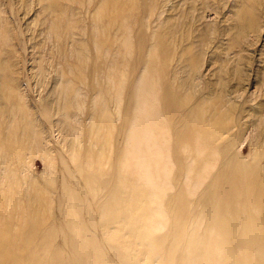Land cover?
<instances>
[{"label":"rangeland","instance_id":"1","mask_svg":"<svg viewBox=\"0 0 264 264\" xmlns=\"http://www.w3.org/2000/svg\"><path fill=\"white\" fill-rule=\"evenodd\" d=\"M220 205L264 236V0H0V264H227Z\"/></svg>","mask_w":264,"mask_h":264},{"label":"bare ground","instance_id":"2","mask_svg":"<svg viewBox=\"0 0 264 264\" xmlns=\"http://www.w3.org/2000/svg\"><path fill=\"white\" fill-rule=\"evenodd\" d=\"M114 5H115V2H114ZM115 7V6H114ZM113 7V8H114ZM116 11H117V8H116ZM116 14H117V12H116ZM129 44V43H128ZM130 46V45H129ZM130 48V47H129ZM144 80V79H143ZM142 80V81H143ZM149 81V80H148ZM120 83V82H119ZM138 84H140V83H138ZM137 84V85H138ZM142 84V83H141ZM145 84V83H144ZM123 86V85H122ZM140 86V85H139ZM117 87H119V86H117ZM139 88H141V87H139ZM118 89V88H117ZM138 89V88H137ZM146 89V88H145ZM136 92V91H135ZM138 93V92H137ZM167 94H169L168 92H166ZM165 93V94H166ZM145 94H147V96H148V90H147V93H145ZM155 95H157V94H155V92L153 93V96H155ZM142 96H143V94H142ZM146 96V97H147ZM166 95H164V97H165ZM156 97V96H155ZM167 97V96H166ZM170 97H171V95H170ZM153 99V98H152ZM167 98H165L164 100H163V103H165L164 105L166 106V108L168 107L169 108V105L167 106V103H169L170 102V100H166ZM169 99H171V98H169ZM150 101V100H149ZM158 100H156V101H154V102H157ZM165 101V102H164ZM167 101V102H166ZM169 101V102H168ZM145 102V101H144ZM140 103H142V102H140ZM162 103V104H163ZM153 104V103H152ZM170 104V103H169ZM144 105V104H143ZM147 105V104H146ZM155 105V104H154ZM141 106H142V104H141ZM151 106V105H150ZM156 106H158V104H156L155 105V107ZM163 106V105H162ZM165 106H163L164 108L163 109H165ZM154 107V108H155ZM146 108V107H145ZM144 108V109H145ZM148 108V107H147ZM152 108H153V106H152ZM156 109H158V108H156ZM163 109H162V111H163ZM168 110H170V108L168 109ZM139 111V110H138ZM141 111V110H140ZM139 111V112H140ZM144 111V110H143ZM152 111V110H151ZM150 111V112H151ZM165 111H167L166 109H165ZM171 111V110H170ZM142 112V111H141ZM154 112H155V110H154ZM158 112V111H157ZM143 113V112H142ZM147 113H149L148 111H147ZM159 113V112H158ZM144 114V113H143ZM145 114H146V110H145ZM152 114H155V113H152ZM199 114V113H198ZM138 115H139V113H138ZM149 115V114H148ZM158 115V114H157ZM165 115H166V112H165ZM147 116V115H146ZM152 116V115H151ZM164 116V115H163ZM163 116H161V117H163ZM168 116V115H167ZM148 117V116H147ZM146 117V118H147ZM150 117V116H149ZM148 117V119H150ZM159 117H160V114H159ZM197 117V116H196ZM153 119V118H152ZM156 119V118H155ZM226 119V118H225ZM136 121H138V120H135L134 121V123L136 122ZM150 120H147V123L149 122ZM156 121H158V118H157V120ZM151 122H154V119L151 121ZM225 122H226V120H225ZM142 123H144L143 121L141 122V124ZM155 123V122H154ZM160 123V122H159ZM192 123V122H191ZM218 123V122H217ZM221 123V122H220ZM139 123L137 122V124H135V125H133V126H136V125H138ZM149 124V123H148ZM201 124V123H200ZM203 124V123H202ZM226 124V123H225ZM151 125H154V124H151ZM155 125H157V123H155ZM159 125V124H158ZM220 125V124H219ZM228 125V124H227ZM144 126H146V125H144ZM143 126V127H144ZM148 126V125H147ZM150 126V125H149ZM164 127H165V125H163ZM198 126V125H197ZM200 126V125H199ZM220 126H222V125H220ZM224 126V125H223ZM153 127V126H152ZM159 127V126H158ZM157 126H156V131H157V128H158ZM161 127H162V125H161ZM163 127V128H164ZM219 127V126H218ZM227 127V126H226ZM167 128V127H166ZM136 129H139V128H135V130ZM159 129H160V127H159ZM158 129V130H159ZM207 129V128H206ZM219 129H221V128H219ZM223 129H224V127H223ZM133 130V129H132ZM131 130V131H132ZM139 130H142V129H139ZM153 130V129H152ZM151 130V131H152ZM155 130V129H154ZM164 130H166V129H164ZM189 130V129H188ZM194 130V129H193ZM193 130H191L192 131V133H193ZM147 131V130H146ZM145 131V132H146ZM209 131V130H208ZM216 131H218V130H216ZM216 131H215V133H216ZM221 131V130H220ZM136 132V131H135ZM135 132L133 133V134H135ZM142 132H144L143 130H142ZM145 132H144V135H145ZM152 132H154V131H152ZM171 132V131H170ZM169 132V133H170ZM137 133V132H136ZM140 133H141V131H140ZM147 133H150V132H147ZM146 133V134H147ZM160 133V132H159ZM167 133V132H166ZM166 133H165V135H166ZM184 133H186V131L184 132ZM183 133V134H184ZM204 133V132H203ZM142 134V133H141ZM151 134V133H150ZM171 134V133H170ZM174 134V133H173ZM207 134V133H206ZM137 135V134H136ZM143 135V134H142ZM142 135H140V136H142ZM143 135V136H144ZM153 135V134H152ZM133 135H131L130 137H132ZM147 136V135H146ZM146 136H144V137H146ZM151 136V135H150ZM167 136H169V135H167ZM203 136V135H202ZM208 136V135H207ZM206 136V137H207ZM129 137V136H128ZM134 137H136V136H134ZM137 137H139V133H138V135H137ZM144 137H142V138H144ZM149 136H147V138H148ZM152 137V136H151ZM157 137V136H156ZM161 137V136H160ZM159 137V138H160ZM191 137V136H190ZM153 138H154V136H153ZM177 138V137H176ZM187 138V137H186ZM193 138V137H192ZM201 138V137H200ZM213 138V137H212ZM129 139V138H128ZM135 139V138H134ZM145 139V138H144ZM149 139V138H148ZM182 139V138H181ZM214 139V138H213ZM216 139V138H215ZM130 140V139H129ZM136 140V139H135ZM140 139H138V141H139ZM153 140H155V138L153 139ZM160 140H162L163 141V139H160ZM159 140V141H160ZM191 140V139H190ZM198 140V139H197ZM212 140V139H211ZM145 141V140H144ZM147 141V140H146ZM166 141V140H165ZM185 141V140H184ZM192 141V140H191ZM194 141V140H193ZM196 141V140H195ZM129 142H134V141H132V140H130ZM148 143H151V141L149 142V141H147ZM147 142H146V145H147ZM164 142V141H163ZM168 145H169V139H168ZM213 142V141H212ZM128 143V142H127ZM136 143V142H135ZM135 143H134V145H135ZM140 143V142H139ZM153 143V142H152ZM151 143V144H152ZM158 143V142H157ZM187 142H185V144H186ZM142 144V143H141ZM140 144V145H141ZM144 144V143H143ZM154 144V143H153ZM159 144V143H158ZM164 144L166 145V142H164ZM164 144H162V146L164 145ZM131 145V144H130ZM157 145V144H156ZM194 145V144H193ZM132 146H133V144H132ZM136 146V145H135ZM137 146H138V144H137ZM144 145H142V147H143ZM148 146V148H149V145H147ZM151 146V145H150ZM160 145H158V147H159ZM170 146V145H169ZM182 146H183V144H182ZM181 146V147H182ZM127 147H129V146H127ZM152 147V146H151ZM157 147V146H156ZM180 147V146H179ZM135 148V147H134ZM146 148V147H145ZM164 148H166V147H164ZM169 148H171V147H169ZM182 148H184V147H182ZM190 148V147H189ZM195 148V147H194ZM201 148V147H200ZM130 149V148H129ZM136 149V148H135ZM138 147H137V152H138ZM159 149V148H158ZM128 149H126V151H127ZM149 150H152L151 148L149 149ZM162 150V149H161ZM160 150V151H161ZM167 150H169V149H167ZM171 150V149H170ZM174 150V149H173ZM172 150V151H173ZM192 150H194V149H192ZM126 151H124V152H126ZM132 151H133V149H132ZM140 151V150H139ZM145 151V150H144ZM153 151V150H152ZM152 151H151V153H152ZM160 151H158L157 150V154H159L160 153ZM162 151H164V149L162 150ZM166 151V150H165ZM164 151V152H165ZM184 151V150H183ZM186 151V150H185ZM189 151V150H188ZM129 152V151H128ZM128 152H126V153H128ZM130 152H131V150H130ZM146 153L145 154H147L148 153V150L147 151H145ZM150 152V151H149ZM154 152H156V151H154ZM159 152V153H158ZM163 152V153H164ZM139 153V152H138ZM141 153H143V151H141ZM187 153V152H186ZM135 154V153H134ZM145 154H143V157L145 158ZM156 154V153H155ZM154 154V155H155ZM165 154V153H164ZM170 154V153H169ZM169 154H167V155H169ZM174 154V153H173ZM194 154V153H193ZM127 155V154H126ZM128 155H129V153H128ZM138 155V154H137ZM140 155V154H139ZM148 155H150V153L148 154ZM154 155H152V156H154ZM162 155V154H161ZM161 155H158L159 157L161 156ZM125 156V155H124ZM123 156V157H124ZM157 156V155H156ZM162 156H164V155H162ZM170 156V155H169ZM140 157H141V155H140ZM165 157V156H164ZM174 157V156H173ZM138 158V157H137ZM144 158H142V159H144ZM151 159H153V157H150ZM149 158V159H150ZM192 158V157H191ZM75 159V158H74ZM131 159V158H130ZM142 159H141V161H142ZM147 159H148V157H147ZM147 159H145V161L147 162ZM156 159V158H155ZM161 159V158H160ZM159 159V160H160ZM168 159V158H167ZM195 159V158H194ZM228 159H230V158H228ZM158 160V161H159ZM225 160H227V159H225ZM137 161V160H136ZM145 161H144V163H145ZM153 161V160H152ZM152 161H150V163L152 162ZM155 161V160H154ZM156 161H157V159H156ZM162 161V160H161ZM164 161V160H163ZM228 161V160H227ZM171 162H172V160H171ZM212 162V161H211ZM231 162V161H230ZM139 163V162H138ZM142 163H143V161H142ZM148 163H149V161L147 162V165H148ZM161 163H163V162H161ZM166 163V162H165ZM165 163H163V164H165ZM192 163V162H191ZM78 164V163H77ZM155 164V163H154ZM160 163H158V165H159ZM167 164V163H166ZM165 164V165H166ZM169 164V163H168ZM205 164V163H204ZM210 164V163H209ZM139 165V164H138ZM138 165H137V167H138ZM143 165H145V164H143ZM171 165V164H170ZM140 166V165H139ZM149 166H155V165H152V164H150ZM163 166V165H162ZM167 166V165H166ZM166 166H163V167H166ZM223 166V165H222ZM141 167V166H140ZM140 167H138V168H140ZM144 167H146V166H144ZM160 166H158V168L157 169H160L159 168ZM170 167V166H169ZM201 167V166H200ZM227 167V166H226ZM133 168H135V167H133ZM137 168V169H138ZM149 168V167H148ZM153 168V167H152ZM155 168V167H154ZM153 168V169H154ZM261 168V167H260ZM136 169V168H135ZM135 169H134V171H135ZM164 168H162L161 169V172H163L162 170H163ZM202 169V168H201ZM139 170V169H138ZM152 170V169H151ZM217 170V169H216ZM226 170V169H225ZM147 171H149V170H147ZM159 171V170H158ZM150 172V171H149ZM148 172V173H149ZM157 172V171H156ZM165 172V171H164ZM168 172V171H167ZM220 172V171H219ZM235 172V171H234ZM232 173L231 172V174L229 173V171H228V173L229 174H222V175H220L218 178H217V182L219 183L220 181H223L224 180V182H223V185H222V188L219 190L220 191V193H221V195H219V197L221 196L222 197V199H226V201H228L229 200V202L231 201L232 202V200H234V199H236V198H238V197H240L241 196V194L242 193H244V192H242L243 190H242V185H241V181H240V176H238L237 175V173L235 174V173ZM144 173H145V171H144ZM144 173H142V174H144ZM152 173H150L149 174V176L151 175ZM165 174V173H164ZM164 174H161V175H164ZM217 174V173H216ZM138 175V174H137ZM136 175V176H137ZM154 175H156V174H154ZM157 175H159V174H157ZM161 175H160V177H161ZM259 175H261V174H259ZM166 176V175H165ZM217 176V175H216ZM164 177V176H163ZM167 178H168V176H166ZM193 177V176H192ZM224 177V178H223ZM135 178V177H134ZM139 178V177H138ZM146 179H148V177H145ZM204 178V177H203ZM137 179V178H136ZM138 180V179H137ZM141 180V179H140ZM148 180H150V177H149V179ZM152 181V180H151ZM155 181V180H154ZM156 181H157V179H156ZM148 182V181H147ZM159 182V181H158ZM197 182V181H196ZM153 183V182H152ZM256 183V182H255ZM143 184V183H142ZM191 184H193V183H191ZM215 184L216 183H214V185H213V187L215 186ZM248 184V183H247ZM148 185H150V184H148ZM159 185V184H158ZM183 185V184H182ZM220 186V185H219ZM218 186V187H219ZM250 186V185H249ZM251 186H253V185H251ZM216 187V186H215ZM250 188H252V187H250ZM212 189V188H211ZM253 189V188H252ZM128 190V189H127ZM130 190H132V189H130ZM143 190V189H142ZM186 190V189H185ZM249 190H251V189H249ZM258 190V189H257ZM133 191V190H132ZM183 191V190H182ZM247 191H248V188H247ZM142 192V191H141ZM253 192V191H252ZM135 193V192H134ZM190 193V192H189ZM219 193V194H220ZM257 193H258V191H257ZM139 194V193H138ZM195 194V193H194ZM213 194H215V193H213ZM245 194V193H244ZM165 195V194H164ZM184 195V194H183ZM217 195H218V192H217ZM135 196H137V195H135ZM140 196V195H139ZM176 196V195H175ZM185 196H187V195H185ZM214 196V195H213ZM251 195H249V197H250ZM129 197V196H128ZM138 197V196H137ZM137 197H136V199H137ZM165 197H166V195H165ZM216 197V196H215ZM214 197V198H215ZM218 197V196H217ZM248 197V198H249ZM257 197H258V195H257ZM144 198V197H143ZM179 198H181V197H179ZM182 198H183V196H182ZM213 198V197H212ZM244 198H246V196L244 195ZM247 198V199H248ZM121 199V198H120ZM187 199H189L188 197H187ZM217 199V198H216ZM220 199V198H219ZM230 199H232V200H230ZM240 199V198H239ZM72 200V199H71ZM139 200V199H138ZM177 200V199H176ZM181 200H183V199H181ZM213 200H215V199H213ZM218 200V199H217ZM243 200V199H242ZM242 200H240L239 202H242ZM113 201V200H112ZM134 201V200H133ZM186 201V200H185ZM222 201V200H221ZM220 201V202H221ZM223 201H225V200H223ZM245 201V200H244ZM243 201V202H244ZM247 201V200H246ZM245 201V202H246ZM84 202V201H83ZM120 202H121V200H120ZM119 202V203H120ZM138 202H140V201H138ZM137 202V203H138ZM193 202V201H192ZM215 202V201H214ZM229 202H228V204H226L227 206L229 205ZM230 202V207H232V203ZM242 202V203H243ZM245 202H244V204L242 205V203H240V205H239V207L242 205V206H245ZM114 203V202H113ZM116 203V202H115ZM125 203V202H124ZM124 203H122V205L124 204ZM142 203V202H141ZM168 203V202H167ZM171 203H172V201H171ZM194 203V202H193ZM218 203H219V201H218ZM222 203V202H221ZM220 203V204H221ZM225 203V202H224ZM235 203H236V201H235ZM234 203V204H235ZM181 204V203H180ZM179 204V205H180ZM248 204V202L246 203V205ZM258 204V203H257ZM31 205V204H30ZM65 205V204H64ZM72 205V204H71ZM70 205V206H71ZM128 205V204H127ZM139 205V204H138ZM142 205H144V204H142ZM183 205H186V203L185 204H183ZM173 206V205H172ZM218 206V205H217ZM227 206H225L224 207V205H222V207L224 208H222L221 207V205H220V209L221 210H218L217 211V208L214 210L215 212H214V216H213V225L211 226V229H212V232H217V234L220 236V237H222V238H224L225 240V242L227 241V242H230L229 244H223L222 242H221V245L223 244V245H227V246H225V247H223L222 248V250L223 251H225V253L226 254H224V259H223V261L224 260H226V258H227V264H264V236H263V233H262V229L260 228V226L258 225V220H256L253 216L254 215H250L248 212L246 213V214H243L244 215V217L243 216H240V219H241V221L238 223V221L235 223V220H233V219H231V216H230V218H229V215H233L234 217H236V215H237V218L239 217V215H240V210L242 211V209H246L247 207H248V205H247V207L246 208H244V207H242V209L241 208H239L240 210H239V212L236 214V215H234V211H232V212H230L229 213V209H230V211H231V208L230 207H228L227 208ZM110 207V206H109ZM186 207V206H185ZM219 207V206H218ZM234 207H236V206H233V208ZM63 208V207H62ZM111 208V207H110ZM113 208V207H112ZM121 208V207H120ZM135 208H136V206H135ZM172 208V207H171ZM226 208H227V210H226ZM51 209V208H50ZM49 209V210H50ZM139 209V208H138ZM181 209V208H180ZM185 209V208H184ZM219 209V208H218ZM223 209V210H222ZM248 209V208H247ZM246 209V210H247ZM63 210V209H62ZM108 210H109V208H108ZM121 210V209H120ZM154 210V209H153ZM179 209H177V211H178ZM188 210V209H187ZM228 211V213L226 212V211ZM77 210H75V212H76ZM110 211V210H109ZM191 211V210H190ZM121 212V211H120ZM61 213H62V211H61ZM122 213V212H121ZM141 213V212H140ZM175 213H176V211H175ZM186 213V212H185ZM191 213V212H190ZM241 213H243V212H241ZM251 213V212H250ZM109 214V213H108ZM179 214V213H178ZM109 215H111V214H109ZM123 215H125V214H123ZM174 215V214H173ZM172 215V216H173ZM184 215V214H183ZM200 215H201V213H200ZM119 216H120V214H119ZM118 216V217H119ZM145 217H147V216H145ZM144 217V218H145ZM195 217V216H194ZM258 217V216H257ZM53 218V217H52ZM110 218V216L108 217V219ZM149 218V217H148ZM111 219H112V217H111ZM121 219H123V217L121 218ZM121 219H120V221H121ZM141 219V218H140ZM184 219V218H183ZM183 219H182V221H183ZM197 219V218H196ZM74 220V219H73ZM113 220V219H112ZM146 220H148V219H146ZM177 220V218L175 219V221ZM186 220V219H185ZM184 220V221H185ZM191 220V219H190ZM189 220V221H190ZM134 221V220H133ZM144 221H145V219H144ZM143 221V222H144ZM195 221V220H194ZM115 222H119V221H115ZM122 222H123V220H122ZM141 222H142V220H141ZM142 222V223H143ZM120 223V222H119ZM182 223V222H181ZM180 223V224H181ZM195 223V222H194ZM193 223V224H194ZM129 224V223H128ZM141 224V223H140ZM202 224V223H201ZM187 225H189V224H187ZM47 226H48V224H47ZM50 226V225H49ZM77 226V225H76ZM184 226V225H183ZM262 227H263V225H261ZM138 227V226H137ZM140 227V226H139ZM138 227V228H139ZM177 227V226H176ZM46 228V227H45ZM132 228V227H131ZM130 228V229H131ZM264 228V227H263ZM83 230V229H82ZM90 230V229H89ZM138 231V230H137ZM165 231H167V230H165ZM165 231H164V233H165ZM119 232V231H118ZM140 232V231H139ZM144 232V231H143ZM147 232V231H146ZM84 233V232H83ZM141 233V232H140ZM163 233V234H164ZM167 233V232H166ZM176 233V232H175ZM178 233V232H177ZM180 233V232H179ZM161 234V233H160ZM215 234V233H214ZM58 235V234H57ZM179 235H180V237H179ZM178 235V237H176V238H178V239H176L177 241H179V239L180 238H182L181 236V234H179ZM212 235V234H211ZM134 236V235H133ZM137 236V235H136ZM184 236V235H183ZM160 237H162V235L160 236ZM159 236H158V239L160 238ZM164 237V236H163ZM162 237V238H163ZM188 237V236H187ZM135 238V237H134ZM148 238V237H147ZM172 238H173V236H172ZM57 239V238H56ZM62 239V238H61ZM83 239V238H82ZM94 239H95V237H94ZM130 239V238H129ZM128 239V240H129ZM132 239V238H131ZM158 239H156V243H157V240ZM165 239H166V237H165ZM55 240V239H54ZM116 240V239H115ZM140 240V239H139ZM146 240V239H145ZM188 240V239H187ZM202 240V239H201ZM94 242H96V239L95 240H93ZM147 241V240H146ZM148 241H149V239H148ZM162 240H160V242H161ZM35 242V241H34ZM92 242V241H91ZM153 242H155V241H153ZM160 242L158 241V245L160 244ZM179 242H181V240L179 241ZM195 241H193V243H194ZM213 242V241H212ZM215 242V241H214ZM224 242V243H225ZM162 243V242H161ZM170 243V242H169ZM178 243V242H177ZM186 243H187V241H186ZM185 243V244H186ZM189 243V242H188ZM207 243H208V241H207ZM207 243H206V245H207ZM220 243V242H219ZM67 244H69V243H67ZM149 244V243H148ZM147 244V245H148ZM82 245H84V244H82ZM95 245V244H94ZM99 245V244H98ZM104 245V244H103ZM174 245H175V243H174ZM178 245H179V243H178ZM211 245V244H210ZM217 245V244H216ZM219 245V244H218ZM222 245V246H223ZM160 246H162V245H160ZM184 246V245H183ZM129 247V246H128ZM159 247V246H158ZM178 247V246H177ZM180 247V246H179ZM143 248V247H142ZM151 248V247H150ZM214 248V247H213ZM213 248H211V250L210 251H212V249ZM218 248L219 247H217V250H218ZM85 249V248H84ZM153 249V248H152ZM177 249V248H176ZM179 249V248H178ZM235 249H237L240 253L238 254V253H236L234 250ZM164 250V249H163ZM182 250V249H181ZM217 250H216V253H217V255H216V253H213L214 255H216V256H218V252H220V251H218L217 252ZM53 251V250H52ZM52 251H51V253H52ZM59 251V250H58ZM129 251V250H128ZM140 251H142V250H140ZM160 251H161V249H160ZM190 251V250H189ZM202 251V250H201ZM84 252L85 251H83V254H84ZM155 252H157V251H155ZM179 252H181V251H179ZM184 252H186V250L184 251ZM50 253V254H51ZM122 253V252H121ZM121 253H119L120 255H122ZM132 253V252H131ZM138 253V252H137ZM187 253V252H186ZM203 253V252H202ZM241 253H243V254H241ZM57 254V253H56ZM66 254V253H65ZM83 254H82V256H83ZM130 254V253H129ZM183 254V253H182ZM193 254V253H192ZM209 254V253H208ZM221 254H223V252H221ZM113 255H115L114 253H113ZM183 255H185V253L183 254ZM201 256H202V254H200ZM204 255V254H203ZM214 255H213V257H214ZM225 255H226V257H225ZM20 256H22V255H20ZM63 256V255H62ZM118 256V255H117ZM152 256H155L154 254L152 255ZM198 256V255H197ZM212 256V255H211ZM66 257V256H65ZM128 257V256H127ZM155 257H157V256H155ZM154 257V258H155ZM187 257V256H186ZM206 257V256H205ZM205 257H204V259H205ZM49 258H50V256H49ZM51 258H52V256H51ZM120 258H121V256H120ZM122 258H123V256H122ZM201 258V257H200ZM14 259V258H13ZM60 259V258H59ZM119 259V258H118ZM123 259H125V258H123ZM170 259V258H169ZM183 259H185V257H182L181 258V260H183ZM204 259L203 258H201L200 260H199V262H201L202 260L204 261ZM214 259H216L215 257H214ZM220 258H218L217 259V261L219 260ZM121 260V259H120ZM186 260H188V259H186ZM196 260H198V258H196ZM213 260V259H212ZM163 261V260H162ZM169 260H167V262H168ZM173 261V260H172ZM203 261H202V264H203ZM207 261V258H206V260L204 261V263ZM216 261V262H217ZM222 261V262H223ZM229 261V262H228ZM49 262V261H48ZM62 262V261H61ZM182 262V261H181ZM210 262H213V261H210ZM220 262H221V259H220ZM58 263V262H57ZM109 263V262H108ZM122 263V262H121ZM127 264V262H124L123 261V263L122 264ZM164 263V262H163ZM215 262H213L212 264H214ZM224 263V262H223ZM165 264V263H164ZM167 264V263H166ZM172 264H173V262H172ZM184 264V263H183ZM197 264H199V263H197ZM206 264H210V263H206ZM216 264V263H215ZM218 264V263H217Z\"/></svg>","mask_w":264,"mask_h":264}]
</instances>
